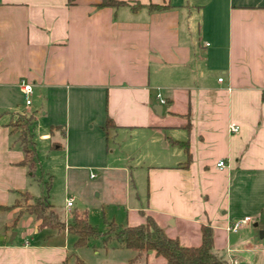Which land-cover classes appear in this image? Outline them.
<instances>
[{
  "label": "crops",
  "instance_id": "crops-1",
  "mask_svg": "<svg viewBox=\"0 0 264 264\" xmlns=\"http://www.w3.org/2000/svg\"><path fill=\"white\" fill-rule=\"evenodd\" d=\"M102 1L0 0V206L31 176L7 126L21 100L32 139L60 140L66 173L118 170L106 163L108 138L118 143L146 184L145 208L124 227L150 217L181 247H197L204 227L225 264H264V0ZM20 81L32 87L27 107ZM18 210L0 212L1 233ZM29 234L0 238V264H164L116 243L87 253L65 232Z\"/></svg>",
  "mask_w": 264,
  "mask_h": 264
},
{
  "label": "rangeland",
  "instance_id": "rangeland-1",
  "mask_svg": "<svg viewBox=\"0 0 264 264\" xmlns=\"http://www.w3.org/2000/svg\"><path fill=\"white\" fill-rule=\"evenodd\" d=\"M13 108L12 111H8V115L11 114L13 121L18 119L23 122V120H19L20 115L27 113L23 102L20 100ZM18 133L19 131L15 130L16 137ZM33 135V141L36 144V163L30 172L31 176H26L25 189L20 192H27L32 198L42 199L51 205L57 216L65 222L69 220L70 212L74 210L84 212L88 224L100 234L108 230L110 222L119 228L134 225L137 222L136 211L145 208V180L141 175L133 173L135 169L132 167V162L124 160L123 150L118 147V143L114 144L113 138H108L107 157L109 161L106 163L113 167L117 166L118 170L91 167L90 169L69 170L66 173L64 172L63 148L60 146V140L57 141L58 139L53 137L49 141L42 142L37 139L38 132L36 130ZM52 142L59 143V145L55 144V147H52ZM111 150L114 151L110 153ZM100 161L98 159V162ZM66 199H71L72 207L69 209V213L65 210ZM23 206L25 205L21 202V208ZM34 222L31 216L22 214L15 226L9 227L12 224L11 220L6 222L7 227L2 233L1 230L4 227L0 228V238L6 241L13 238L15 242L18 241L21 232L29 231V237L36 240L51 231L46 229L33 234ZM67 239H74V237H67ZM114 243V241H110L108 246ZM101 244L100 238L91 239L80 252L90 253L91 246L100 248ZM73 259L68 264H73Z\"/></svg>",
  "mask_w": 264,
  "mask_h": 264
},
{
  "label": "trees",
  "instance_id": "trees-1",
  "mask_svg": "<svg viewBox=\"0 0 264 264\" xmlns=\"http://www.w3.org/2000/svg\"><path fill=\"white\" fill-rule=\"evenodd\" d=\"M124 2L104 0L99 6H125ZM135 7H131L134 9ZM150 10H161V7L150 6ZM23 122L12 121L7 126L11 127L10 133H19L16 141L21 147L23 158L17 163L18 166H25L29 172L36 163L34 141L31 134L32 118L25 114L19 116ZM107 125L110 121H107ZM54 147V146H53ZM18 198L10 206H0V212H6L18 208L13 218L12 226H15L22 214L31 216L38 221V229H49L56 233L65 232L74 237L73 248L85 247L91 239L100 238L104 245L114 241L119 248L131 250L135 258L143 253L151 252L155 258H161L164 264H225L216 257L212 250L211 234L209 229L202 227L200 230V244L197 247H181L177 240L169 239L164 231L158 227L150 217L143 216L144 223L138 226L119 228L112 222L108 224V230L100 234L91 227L84 212L72 211L69 220L64 222L57 216L52 206L40 198H32L26 192L17 193ZM21 202L25 206L21 208Z\"/></svg>",
  "mask_w": 264,
  "mask_h": 264
},
{
  "label": "built area",
  "instance_id": "built-area-1",
  "mask_svg": "<svg viewBox=\"0 0 264 264\" xmlns=\"http://www.w3.org/2000/svg\"><path fill=\"white\" fill-rule=\"evenodd\" d=\"M218 81L220 82L221 79H218ZM19 90L21 92V95L23 97V101H24V105L27 107L30 104V95L32 93V87L29 83L24 82V81H20L19 84ZM157 98H159V104H163V101L160 99V96L157 95ZM229 131L232 133L237 132V127L236 126H230L229 127ZM224 166L222 161H218L216 163V168L217 169H221ZM71 206V199H66L65 200V207L68 209ZM250 222L249 218H244L240 221L234 222L232 223L230 226H228V231L229 232H236L238 231V229L245 224H248ZM232 264H235L234 261L231 262Z\"/></svg>",
  "mask_w": 264,
  "mask_h": 264
},
{
  "label": "water",
  "instance_id": "water-1",
  "mask_svg": "<svg viewBox=\"0 0 264 264\" xmlns=\"http://www.w3.org/2000/svg\"><path fill=\"white\" fill-rule=\"evenodd\" d=\"M152 110L155 112V111H160V107L158 106V105H155V106H153L152 107ZM159 114V113H158ZM12 236H14V235H12ZM264 236V231H262V232H260L259 233V237L261 238V237H263Z\"/></svg>",
  "mask_w": 264,
  "mask_h": 264
}]
</instances>
